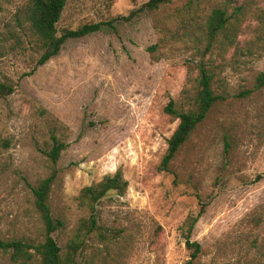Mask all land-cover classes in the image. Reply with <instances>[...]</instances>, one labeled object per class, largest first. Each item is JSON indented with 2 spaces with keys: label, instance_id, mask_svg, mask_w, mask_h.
Returning <instances> with one entry per match:
<instances>
[{
  "label": "rangeland",
  "instance_id": "1",
  "mask_svg": "<svg viewBox=\"0 0 264 264\" xmlns=\"http://www.w3.org/2000/svg\"><path fill=\"white\" fill-rule=\"evenodd\" d=\"M148 1L68 0L59 34L111 24L36 67L29 0H0V81L15 85L0 96V239L44 240L32 188L55 172L49 204L65 223L54 237L66 253L92 216L81 190L120 171L127 188L96 204L76 264H185L187 237L202 245L194 264H264V0H169L155 10ZM216 8L229 21L210 45ZM201 61L220 99L161 170L179 123L165 106L194 108ZM53 136L66 144L56 163ZM38 261L0 251V264Z\"/></svg>",
  "mask_w": 264,
  "mask_h": 264
},
{
  "label": "trees",
  "instance_id": "2",
  "mask_svg": "<svg viewBox=\"0 0 264 264\" xmlns=\"http://www.w3.org/2000/svg\"><path fill=\"white\" fill-rule=\"evenodd\" d=\"M67 2L68 0H29L27 3L25 17L30 23L31 30L36 35L40 48L42 49L37 59L36 67L45 64L49 59L56 56L68 39L86 36L101 30L105 25L111 24L105 22L85 23L76 29H66L59 34L57 24ZM167 2L169 0H149L145 3V7L149 10H155ZM228 21L229 17L226 15V10L216 8L211 12L207 22V38L210 45L213 44L220 33L227 30ZM214 76L215 73L212 69L201 61L198 66V76L195 85V94L193 96L194 108L182 110L177 107L173 99H170L165 106V111L179 119V123L168 140L167 151L160 163L161 170H168L169 164L180 147L188 140L192 132L206 118L213 105L220 99V96L213 88ZM262 86H264V72H261L257 76L256 87L259 88ZM14 90L15 85L12 83L0 81V96L12 94ZM53 139L54 144L47 152V155L56 163L62 151L66 148V144L57 139L56 136H53ZM55 177V172H53L32 188L34 204L44 224V240L37 245H33L21 239H0V251L9 252L11 259L15 262L32 261L34 256L38 255L39 261L37 264H76V256L83 246L85 234L88 236L89 232L96 226V219L93 215L96 204L109 191L114 190L118 194H123L127 188V181L123 178L122 173L117 171L112 175H106L98 183L86 186L81 190L79 201L81 205H86L92 212L91 220L82 221L75 237L68 243L67 252L64 253L63 248L54 237V232L62 229L65 223L61 218L53 216L49 204L50 192ZM201 213L202 209L199 215L191 218L188 228L189 232L192 230ZM83 228H86L85 234L82 233ZM185 243L186 247L190 250V257L185 264H194L202 253V245L197 241H191L188 237ZM32 249L35 252H32Z\"/></svg>",
  "mask_w": 264,
  "mask_h": 264
}]
</instances>
